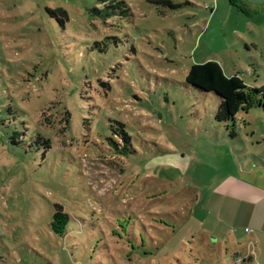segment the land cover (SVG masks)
Instances as JSON below:
<instances>
[{
	"label": "rangeland",
	"instance_id": "1",
	"mask_svg": "<svg viewBox=\"0 0 264 264\" xmlns=\"http://www.w3.org/2000/svg\"><path fill=\"white\" fill-rule=\"evenodd\" d=\"M173 3L0 0V264H253L219 223L234 124L186 78L264 87V4Z\"/></svg>",
	"mask_w": 264,
	"mask_h": 264
},
{
	"label": "crops",
	"instance_id": "2",
	"mask_svg": "<svg viewBox=\"0 0 264 264\" xmlns=\"http://www.w3.org/2000/svg\"><path fill=\"white\" fill-rule=\"evenodd\" d=\"M241 112L234 124L236 137L218 147L217 187L228 191L219 223L228 241L247 242L243 253L248 261L264 264V108Z\"/></svg>",
	"mask_w": 264,
	"mask_h": 264
},
{
	"label": "trees",
	"instance_id": "3",
	"mask_svg": "<svg viewBox=\"0 0 264 264\" xmlns=\"http://www.w3.org/2000/svg\"><path fill=\"white\" fill-rule=\"evenodd\" d=\"M175 0H152L158 9L169 7L177 9L180 5L173 3ZM232 6L237 7L239 0H230ZM124 4V3H121ZM188 85L205 94H215L220 98L219 108L215 119L220 124H235L238 114L247 108H264V87L249 88L239 76H227L221 65L217 62H207L193 65L186 78ZM64 115H67L65 113ZM67 120V118H65ZM68 123V120H67ZM114 133L120 136L121 142L109 139L110 148L116 155L130 156L134 154L131 148V137L125 130V125L117 122ZM231 138H235V129L230 132ZM69 215L60 211L53 216L51 228L54 233L64 236L67 232Z\"/></svg>",
	"mask_w": 264,
	"mask_h": 264
},
{
	"label": "water",
	"instance_id": "4",
	"mask_svg": "<svg viewBox=\"0 0 264 264\" xmlns=\"http://www.w3.org/2000/svg\"><path fill=\"white\" fill-rule=\"evenodd\" d=\"M249 4L252 5H262L264 4V0H246Z\"/></svg>",
	"mask_w": 264,
	"mask_h": 264
}]
</instances>
